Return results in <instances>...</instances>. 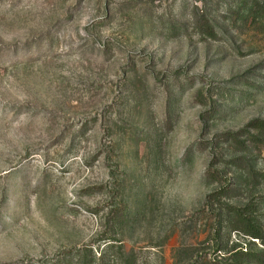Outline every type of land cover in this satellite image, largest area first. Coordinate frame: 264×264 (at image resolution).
Returning <instances> with one entry per match:
<instances>
[{
  "label": "rangeland",
  "instance_id": "1",
  "mask_svg": "<svg viewBox=\"0 0 264 264\" xmlns=\"http://www.w3.org/2000/svg\"><path fill=\"white\" fill-rule=\"evenodd\" d=\"M235 253L264 264V0H0V264Z\"/></svg>",
  "mask_w": 264,
  "mask_h": 264
},
{
  "label": "trees",
  "instance_id": "2",
  "mask_svg": "<svg viewBox=\"0 0 264 264\" xmlns=\"http://www.w3.org/2000/svg\"><path fill=\"white\" fill-rule=\"evenodd\" d=\"M254 239H258L259 237L256 234L252 235ZM257 256L254 255L253 258H256ZM255 260V259H254ZM253 262L252 256L250 257V254H244V253H235L228 256L223 262L215 261L210 264H240V262Z\"/></svg>",
  "mask_w": 264,
  "mask_h": 264
}]
</instances>
